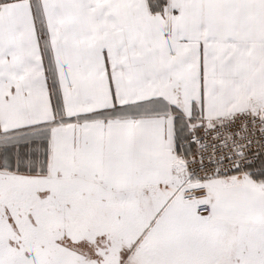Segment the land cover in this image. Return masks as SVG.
Instances as JSON below:
<instances>
[{"label": "snow or ice", "instance_id": "1", "mask_svg": "<svg viewBox=\"0 0 264 264\" xmlns=\"http://www.w3.org/2000/svg\"><path fill=\"white\" fill-rule=\"evenodd\" d=\"M0 264H264V0H0Z\"/></svg>", "mask_w": 264, "mask_h": 264}]
</instances>
